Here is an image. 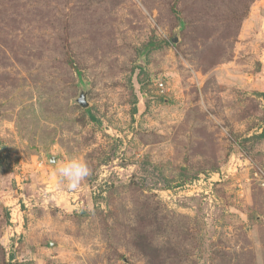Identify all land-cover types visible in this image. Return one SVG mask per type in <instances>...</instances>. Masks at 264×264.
<instances>
[{
	"label": "rangeland",
	"instance_id": "1",
	"mask_svg": "<svg viewBox=\"0 0 264 264\" xmlns=\"http://www.w3.org/2000/svg\"><path fill=\"white\" fill-rule=\"evenodd\" d=\"M262 92L264 0H0V264H264Z\"/></svg>",
	"mask_w": 264,
	"mask_h": 264
},
{
	"label": "clouds",
	"instance_id": "2",
	"mask_svg": "<svg viewBox=\"0 0 264 264\" xmlns=\"http://www.w3.org/2000/svg\"><path fill=\"white\" fill-rule=\"evenodd\" d=\"M55 172L68 190H76L90 175V168L83 160L73 157L59 163Z\"/></svg>",
	"mask_w": 264,
	"mask_h": 264
},
{
	"label": "water",
	"instance_id": "3",
	"mask_svg": "<svg viewBox=\"0 0 264 264\" xmlns=\"http://www.w3.org/2000/svg\"><path fill=\"white\" fill-rule=\"evenodd\" d=\"M177 39H174V42H177ZM77 102L79 103V105H81L84 108L88 107V103L86 101V95H85V91L82 92V94L80 95L79 99L77 100Z\"/></svg>",
	"mask_w": 264,
	"mask_h": 264
},
{
	"label": "trees",
	"instance_id": "4",
	"mask_svg": "<svg viewBox=\"0 0 264 264\" xmlns=\"http://www.w3.org/2000/svg\"><path fill=\"white\" fill-rule=\"evenodd\" d=\"M150 44H153V43L150 42ZM258 95H259L260 98H262V100L264 102V92L258 93ZM91 117H92L93 120H96V118L93 115H91ZM254 138H258V139L264 138V131L261 134L254 136Z\"/></svg>",
	"mask_w": 264,
	"mask_h": 264
},
{
	"label": "built area",
	"instance_id": "5",
	"mask_svg": "<svg viewBox=\"0 0 264 264\" xmlns=\"http://www.w3.org/2000/svg\"><path fill=\"white\" fill-rule=\"evenodd\" d=\"M158 86H159L161 89H163V87H164V84H163V82H159ZM202 181H203V180H202ZM208 181L210 182V180H209V179H208Z\"/></svg>",
	"mask_w": 264,
	"mask_h": 264
}]
</instances>
